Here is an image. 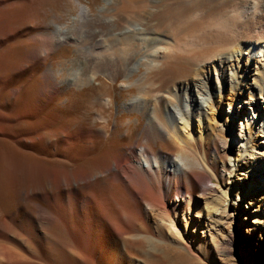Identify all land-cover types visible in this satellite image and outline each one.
<instances>
[{
    "label": "rangeland",
    "instance_id": "1",
    "mask_svg": "<svg viewBox=\"0 0 264 264\" xmlns=\"http://www.w3.org/2000/svg\"><path fill=\"white\" fill-rule=\"evenodd\" d=\"M81 6L90 8V17L114 21L119 28L134 22L123 13L124 0H6L1 5L5 10L0 19V242L18 252L21 260L14 264H48L49 253L59 256L58 247L64 238L76 251L74 264H143L144 254H139L135 246L125 251L120 244L121 250L112 252L116 226H122L127 236L144 235L142 224L156 243L155 250L149 251L154 257L152 264H172L174 254L179 253L175 248L182 254L178 264H264L263 233L258 231L251 235L244 230L241 214L251 202L245 201L243 210L236 214L237 193L233 199L228 196L229 211L218 223V232L206 227L202 232L198 220L191 222L197 216L203 219L214 216L221 208L224 201L219 200L218 185L227 184L230 164L239 157L230 146L239 144L226 138L220 124L214 132L215 145L222 156L215 165L216 178L205 180L208 187L203 190L195 184L193 171L210 176L200 156L203 144L184 147L190 157L189 171L185 174L188 191L183 193L186 200L172 204L178 196L176 191L169 197L170 215L177 218L176 223L187 243L177 245L172 240L174 234L168 222H159L158 227L146 222V201L136 203L122 188L104 183L106 174L101 173V168L120 149L134 145L144 122L141 119L135 131L126 136L124 123L128 114L118 110L117 105L127 93L123 91L120 75L111 82L103 74L111 70L109 65L100 66L99 79L93 83L91 91L63 81V76L66 79V75L70 77L74 73L75 63L91 44L89 34L82 40L67 37L62 44H53V50L46 48L52 41L56 24L74 26L73 18L79 14ZM75 25L88 31L92 22ZM78 29L76 33H80ZM139 48V45L135 48L137 56L144 55L145 51H138ZM29 51H36L35 56H27ZM98 51L100 48L95 53ZM107 99L105 108L102 101ZM130 116L134 119L137 114ZM78 127L93 128L97 132L75 138L73 132ZM61 128L68 130L59 133ZM152 145L173 154L181 151L170 138ZM214 148L213 143L207 145L208 158ZM79 170L96 175L94 184L86 186L83 182L65 180ZM240 188L243 191L242 185ZM76 190L79 195L69 199L70 192ZM88 194L93 195L94 204L85 211L83 199ZM190 194L194 197L187 199ZM199 195H203V201ZM251 197L256 208L264 210L261 203L264 194ZM119 202L122 211L116 207ZM206 202L212 206L211 210H207ZM124 218L130 219L129 225Z\"/></svg>",
    "mask_w": 264,
    "mask_h": 264
},
{
    "label": "bare ground",
    "instance_id": "2",
    "mask_svg": "<svg viewBox=\"0 0 264 264\" xmlns=\"http://www.w3.org/2000/svg\"><path fill=\"white\" fill-rule=\"evenodd\" d=\"M5 1L0 0V19ZM89 9L81 6L72 27L54 25L52 41L46 49L62 44L67 37L82 40L88 33L91 44L84 46L86 52L75 61V68L71 67L74 73L70 77L66 75V79L63 76V81L91 91L99 79L100 66L109 65L111 70L103 74L111 82L120 75L123 91L127 93L117 105L118 110L128 114L124 123L126 136L135 131L141 119L144 122L134 145L118 150L101 168V173L106 174L104 183L122 188L136 203L146 201V222L156 227L159 222H168L174 234L172 240L177 245L187 243L177 218L170 215L169 197L176 191L178 196L172 204L177 203L188 191L185 174L189 171L190 157L184 147L203 144L204 153L202 149L200 156L210 176L193 171L195 184L203 190L208 187L205 180L216 178L215 165L222 156L216 148L214 132L220 124L226 138L239 144L230 145L239 157L230 164L227 184L218 185L219 200L224 201L221 208L214 216L204 219L197 216L191 222L198 220L202 232L203 227L218 232V223L229 211L228 196L233 199L237 193L236 214L243 210L245 201L251 202L241 214L244 230L251 235L262 231L264 240V210L256 208L251 197L264 194V0H124L123 13L134 22L123 28L117 27L114 21L90 17ZM89 20L92 27L88 31L75 27L77 22ZM77 29L80 33H76ZM137 44L138 51H145L144 55L137 56ZM98 48L100 51L95 53ZM35 52L29 51L27 56H35ZM49 69L52 70L51 65ZM102 103L108 107V99ZM133 113L137 114L134 119L130 116ZM106 123L105 120L103 129ZM65 130L68 129L61 128L59 133ZM96 132L93 128L78 127L73 135L81 138ZM167 138L173 139L181 151L173 154L163 147H153V143L167 142ZM209 143L215 147L210 158L206 154ZM96 177L90 171L79 170L65 180L91 186ZM235 179L241 181L235 182ZM79 193V190L71 191L69 199ZM192 197L194 194L187 199ZM198 197L203 201V195ZM83 201L88 211L94 204L93 195L88 194ZM261 203L264 204V198ZM209 204L206 202L207 210L212 208ZM116 207L122 211L120 202ZM188 220H183L186 229ZM123 221L130 224V219ZM142 229L144 235L127 236L122 226H116L112 252L120 251V244L125 251L135 246L139 254H144L142 263L152 264L154 257L149 251L155 250L156 243L147 235L145 224ZM65 239L58 247V257L49 253L48 264H74L76 251ZM47 250L50 249L47 247ZM175 250L179 253L174 254L172 264H178L182 255ZM19 260L18 252L0 242V263L14 264Z\"/></svg>",
    "mask_w": 264,
    "mask_h": 264
}]
</instances>
